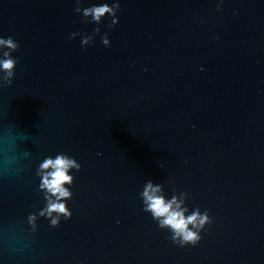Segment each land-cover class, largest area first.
Instances as JSON below:
<instances>
[{
	"label": "water",
	"instance_id": "95a60500",
	"mask_svg": "<svg viewBox=\"0 0 264 264\" xmlns=\"http://www.w3.org/2000/svg\"><path fill=\"white\" fill-rule=\"evenodd\" d=\"M119 3L96 24L76 0H0L18 44L0 47L18 61L0 82V264H264V0ZM57 154L80 170L54 228L37 169ZM148 181L208 213L195 245L143 211Z\"/></svg>",
	"mask_w": 264,
	"mask_h": 264
},
{
	"label": "clouds",
	"instance_id": "9594fccd",
	"mask_svg": "<svg viewBox=\"0 0 264 264\" xmlns=\"http://www.w3.org/2000/svg\"><path fill=\"white\" fill-rule=\"evenodd\" d=\"M80 3L81 0H76L77 7L73 11L78 15H83L86 19L90 17L91 21L96 24H99L105 15L115 17L116 12L120 9L119 0H114L112 6L104 4L89 8H81ZM117 22L116 19L112 21L113 25ZM96 31L98 32L99 29L97 28ZM75 35L77 34L73 33L72 37L74 38ZM91 39L89 36L83 37L81 40L82 46L88 45ZM102 42L106 46L108 45L109 41L106 36L102 39ZM0 47L15 51L18 44L11 37L7 39L0 38ZM17 63L18 61L12 58L9 52L4 53V59H0V70L4 73L0 77V82L11 85L14 77L13 70ZM72 169L79 171L80 165L75 159L65 154H57L54 158H45L37 169V174L41 178L39 187L45 193V206L39 211L38 215L47 218L51 227H58L61 217L65 220L71 217V212L65 201L72 197V192L65 185L70 186L73 183V176L69 174ZM162 193L161 185L148 181L140 194L144 204L143 211L151 214L160 229L170 230L171 239L174 243H178L180 246L195 245L200 240L199 232L206 224L210 223L208 213L206 211L201 213L199 209H196L186 215L188 209L184 206L185 194L173 195L171 199H166ZM36 218L35 214L29 217L34 229Z\"/></svg>",
	"mask_w": 264,
	"mask_h": 264
}]
</instances>
